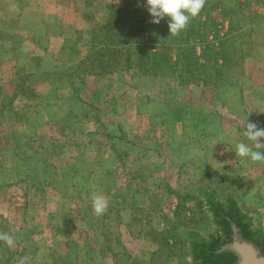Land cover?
Masks as SVG:
<instances>
[{"label": "rangeland", "instance_id": "obj_1", "mask_svg": "<svg viewBox=\"0 0 264 264\" xmlns=\"http://www.w3.org/2000/svg\"><path fill=\"white\" fill-rule=\"evenodd\" d=\"M132 18L152 19L144 0H0V232L15 238L0 264H186V236L209 222L190 187L264 225V163L235 156L248 122L264 128V0H206L189 42L206 33L227 62L180 64L187 84L103 62Z\"/></svg>", "mask_w": 264, "mask_h": 264}, {"label": "water", "instance_id": "obj_2", "mask_svg": "<svg viewBox=\"0 0 264 264\" xmlns=\"http://www.w3.org/2000/svg\"><path fill=\"white\" fill-rule=\"evenodd\" d=\"M264 142V138H261ZM202 202L208 223L190 239L186 264H264V225L228 192L188 188Z\"/></svg>", "mask_w": 264, "mask_h": 264}, {"label": "trees", "instance_id": "obj_3", "mask_svg": "<svg viewBox=\"0 0 264 264\" xmlns=\"http://www.w3.org/2000/svg\"><path fill=\"white\" fill-rule=\"evenodd\" d=\"M121 10L123 12V9ZM113 13L119 14V10L114 9ZM119 20L121 21L120 18ZM191 20H195V19L193 18ZM139 21L141 22L140 24H138ZM194 22L189 21L188 25L185 28L187 31L185 32L186 34L184 33L186 37V41H184V43H188V47L181 48L178 45L176 46L174 44H165V42H163L164 41L163 31H162L163 26L161 27V23L154 24L151 23V20L142 21L141 19L136 20L135 18H132L131 23L132 24L136 23V25L134 26L130 24V26L131 27L134 26L135 32H133V30L127 31L124 28L123 29L117 28L115 31L110 33L111 36H114L116 38L114 42L116 44L115 48L113 50L112 49L106 50L105 48L103 50L102 48H99L98 52L104 53L101 55L102 57H104L103 62L105 61L116 62L120 59L121 54H124L126 61L125 67L127 70L130 71L133 70L146 76L168 75L169 77L170 76L174 77V79L176 78L178 81L184 84L192 83L193 81H197V80L193 79L192 78L193 76L191 74H189L188 77L179 74L178 69L179 67L180 68L182 67L180 66V64L184 65L183 68L186 71V73L188 71H192V72L196 70L202 71L203 67L205 66L204 62L206 63L207 61L205 59L206 54H209L207 53L209 51L211 52L213 51V53L217 55V58H215V63L217 60L222 61L221 64H225L227 62L226 52L220 51V45L217 46L216 42H214L216 40L215 38H212L214 40H208V38H206L207 37L206 33L195 38L194 43L189 42L190 40L188 39L187 33L193 34V32L196 31V29H194L195 27L191 24ZM138 28L139 31L137 30ZM138 34L141 35L143 34L144 36L146 35L145 39L140 40L139 37L140 35ZM199 45H203V46L202 48H200L197 54V49H199L198 48ZM122 50H124L125 52L123 53ZM169 51L170 52L173 51V54L171 55ZM94 54L95 53H92V55ZM90 58L91 56L87 57L84 60V62L87 60H91ZM215 67H218V64H215ZM106 69L108 70L109 67H107ZM109 70L113 71V69H109ZM201 76L203 77L202 78L199 77L200 79L199 81L202 82L203 84L207 83L204 75L201 74ZM191 79H193V81H190ZM63 145L64 144L58 142L55 144V148L62 149ZM174 189L177 191V193L180 192V190L176 188V186Z\"/></svg>", "mask_w": 264, "mask_h": 264}, {"label": "clouds", "instance_id": "obj_4", "mask_svg": "<svg viewBox=\"0 0 264 264\" xmlns=\"http://www.w3.org/2000/svg\"><path fill=\"white\" fill-rule=\"evenodd\" d=\"M147 12L151 16V23L158 24L167 19L168 34L179 35L192 18L198 16L206 0H144ZM243 135L251 144L238 142L235 145V156L248 158L252 162L264 163V128L256 123L248 122L243 128ZM108 200L101 195L92 196V211L95 215H103L108 209ZM0 242L8 247L15 244L12 234L0 232ZM23 264V262H21Z\"/></svg>", "mask_w": 264, "mask_h": 264}, {"label": "flooded vegetation", "instance_id": "obj_5", "mask_svg": "<svg viewBox=\"0 0 264 264\" xmlns=\"http://www.w3.org/2000/svg\"><path fill=\"white\" fill-rule=\"evenodd\" d=\"M193 231L195 232V235L193 237L190 236V238L194 239L195 237H197L198 235H202L201 233V228H194ZM188 234H190V231H188ZM187 244L190 245V249H191V244H190V239L186 240Z\"/></svg>", "mask_w": 264, "mask_h": 264}]
</instances>
